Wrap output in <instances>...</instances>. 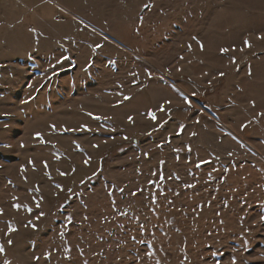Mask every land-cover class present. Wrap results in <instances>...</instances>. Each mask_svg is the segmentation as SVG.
Wrapping results in <instances>:
<instances>
[{
    "label": "rangeland",
    "instance_id": "rangeland-1",
    "mask_svg": "<svg viewBox=\"0 0 264 264\" xmlns=\"http://www.w3.org/2000/svg\"><path fill=\"white\" fill-rule=\"evenodd\" d=\"M0 247L264 264V0H0Z\"/></svg>",
    "mask_w": 264,
    "mask_h": 264
},
{
    "label": "snow or ice",
    "instance_id": "snow-or-ice-1",
    "mask_svg": "<svg viewBox=\"0 0 264 264\" xmlns=\"http://www.w3.org/2000/svg\"><path fill=\"white\" fill-rule=\"evenodd\" d=\"M247 43V42H246ZM226 51V50H225ZM3 249H2V247H0V251H2Z\"/></svg>",
    "mask_w": 264,
    "mask_h": 264
}]
</instances>
